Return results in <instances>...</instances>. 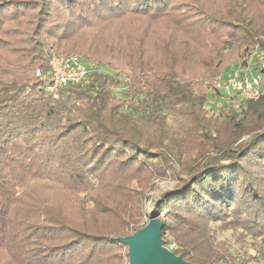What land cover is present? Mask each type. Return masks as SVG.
I'll return each mask as SVG.
<instances>
[{
    "label": "trees",
    "instance_id": "16d2710c",
    "mask_svg": "<svg viewBox=\"0 0 264 264\" xmlns=\"http://www.w3.org/2000/svg\"><path fill=\"white\" fill-rule=\"evenodd\" d=\"M22 1L38 12L26 63L0 68V249H25L34 264H99L121 258L125 248L129 264L120 238L144 227L145 214L165 212L162 238L185 260L264 264L263 251L251 254L244 245L247 236L264 241V88L239 108L212 111L209 92L198 93L175 70L140 67L98 69L55 97L36 72H49L53 49L71 53L42 40L45 15L56 1L90 13L107 2L0 0V22L6 6ZM162 3L139 1L133 10L152 12ZM214 19L240 35L241 56L254 47L264 52V25L254 17ZM260 68L254 71L264 74ZM148 171L178 181L145 210L144 197L129 191L143 192ZM227 231L239 233L220 239Z\"/></svg>",
    "mask_w": 264,
    "mask_h": 264
},
{
    "label": "rangeland",
    "instance_id": "374dc122",
    "mask_svg": "<svg viewBox=\"0 0 264 264\" xmlns=\"http://www.w3.org/2000/svg\"><path fill=\"white\" fill-rule=\"evenodd\" d=\"M109 1L117 7H108ZM126 1H130V5L120 7ZM139 1L144 0H106L107 3L100 2L104 4L101 11L93 13L81 8L72 10L65 3L53 2L51 13L44 17L45 35L42 40H48L49 45L57 46L61 52L77 54L103 73L138 72L136 70L140 67L148 73L175 70L181 79L192 82L198 93L209 92L207 106L212 111H218L227 104L233 108L245 104L239 98L229 101L227 96H213L214 84L232 69L248 66L259 70L264 62V52L254 47L250 54L241 56L240 35L214 18L248 14L264 25V7H260V0L245 3L242 0H162L159 9L153 13L133 10ZM37 12L38 9L24 1L3 9L1 16L4 18L0 22L1 69L14 70L15 65L26 63L24 54L30 42L28 32L36 21ZM49 28L53 30L51 35L47 33ZM141 176L143 180H149L147 187L140 195L137 190L129 193L135 199L144 197L142 206L145 210H149L152 200L178 181L173 177H158L149 171ZM145 183L142 181V185ZM132 184L140 189L137 183ZM136 205L131 202V206ZM149 221L150 216L145 214L143 222ZM238 233L227 231L220 233L219 238L235 240ZM244 245L251 254H257V250L264 252L261 237L247 236ZM125 251V248L121 251L122 259L114 257L99 264H127ZM0 264L34 263L29 261L25 249L12 253L0 249Z\"/></svg>",
    "mask_w": 264,
    "mask_h": 264
},
{
    "label": "built area",
    "instance_id": "2783aa9c",
    "mask_svg": "<svg viewBox=\"0 0 264 264\" xmlns=\"http://www.w3.org/2000/svg\"><path fill=\"white\" fill-rule=\"evenodd\" d=\"M50 70L42 75L37 70L36 75L46 80V90L57 97L60 90L66 86L77 84L84 80L91 72L98 70V67L88 64L77 54H59L55 51L50 53ZM264 68V62L262 67ZM264 74L261 71H254L248 66L227 71L224 76L214 84L215 92L220 96H227L229 101L239 98L242 101L257 100L262 94ZM165 212H161L164 215ZM175 248L174 244L168 246Z\"/></svg>",
    "mask_w": 264,
    "mask_h": 264
},
{
    "label": "water",
    "instance_id": "95a60500",
    "mask_svg": "<svg viewBox=\"0 0 264 264\" xmlns=\"http://www.w3.org/2000/svg\"><path fill=\"white\" fill-rule=\"evenodd\" d=\"M164 224V215H151L144 227L120 238L128 246L129 264H199L185 260L165 245Z\"/></svg>",
    "mask_w": 264,
    "mask_h": 264
}]
</instances>
